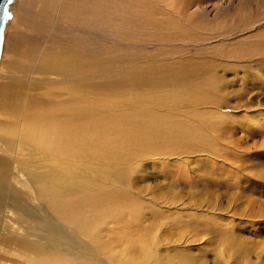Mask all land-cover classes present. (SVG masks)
<instances>
[{"label": "rangeland", "instance_id": "1", "mask_svg": "<svg viewBox=\"0 0 264 264\" xmlns=\"http://www.w3.org/2000/svg\"><path fill=\"white\" fill-rule=\"evenodd\" d=\"M39 1L18 0L5 34L0 65V168L6 166L12 173V188L18 189L22 199L16 204L17 209H11V217L7 219L12 223L10 230L18 240L27 238L44 244L39 230L46 228L36 227L34 222L25 224L26 216L23 210L19 212L20 207L25 206L26 194L32 206L52 218L47 211L49 208L37 199L32 200V194L24 186L25 169L30 165L28 161L23 162L26 158L20 151L17 153L22 167L16 171L13 151L9 149L20 131L35 132L47 119V110H63L59 117L61 123L76 119L80 124L90 120L97 126L98 123L104 125L113 114L122 113L121 118L114 117L115 124H122L130 121V110H168L176 96L165 90L150 94L151 100L159 103L154 109L134 105L136 92H125L128 102L122 104V96L108 94L101 87L88 85L82 91L76 87V94L66 88L58 89L52 81L39 75L41 63L48 49L57 52L71 49L50 41L54 37L66 38V35L52 34L48 27L46 32V28L41 29L42 21L29 10L34 4L39 5ZM141 2L137 0L133 5ZM153 6L158 8L154 14L160 9L176 14L185 12L183 23H186L188 39L164 47L165 56H157L154 52H160L151 50V58L145 65L150 67L167 58L174 59L176 67L184 68V63L201 61L202 70L212 69V77L208 79L213 86L211 98L202 94L193 102L186 98L180 109L168 112L182 121L179 125L190 126V134L176 136L177 141L173 142L170 132L161 126L157 142L151 143L153 154L132 163L133 175H127V187L120 190L109 184L100 191L97 181L101 179L90 168L100 163L86 162L82 152L76 159L55 155L54 169L65 163L62 172L73 176L76 184H82L84 189L91 188L94 196L107 195L105 199L109 200L115 195L128 196L126 205L128 209L137 208L138 223L130 222L128 228H122L121 223L131 220L127 209L122 216L117 214V222H112L107 221L104 208L103 213L98 212L97 217L95 214L92 218L96 226L94 238L89 232H78L70 225L57 222L73 241L54 243V246L74 257L79 250L77 256L95 253L105 256L107 261L106 256L112 255L117 264L120 246L127 238V252L133 253L132 257L142 250L144 239L147 246L159 249L164 259L170 258V264H264V0H161L158 7ZM130 8L133 10V6ZM162 17L158 14L156 18ZM137 50L138 47L130 46L120 54L127 56ZM117 71L120 69L114 70ZM94 101L101 102L99 109ZM57 113L50 114V118L55 119ZM53 125L51 123L50 127ZM78 129L76 136L83 128ZM98 130L99 126L98 129L95 126L93 135ZM47 143L53 145L51 140ZM37 149L44 152V148ZM45 149L50 154L49 149ZM4 229L2 233L6 234L7 227ZM227 240L238 251L233 252L234 247L227 249ZM97 246L105 250L100 251ZM0 251L4 255L9 252L11 264H37L34 263L35 250H21L17 242L13 241L10 247L0 244ZM89 255H86L87 264ZM54 258L49 254L40 264H54Z\"/></svg>", "mask_w": 264, "mask_h": 264}, {"label": "bare ground", "instance_id": "2", "mask_svg": "<svg viewBox=\"0 0 264 264\" xmlns=\"http://www.w3.org/2000/svg\"><path fill=\"white\" fill-rule=\"evenodd\" d=\"M17 1L10 5L11 14ZM139 1L142 2L138 6H142V8L133 5L137 0H82L81 2L77 0H40L39 5L35 6L34 4L29 7L30 12L34 11L33 13L42 21L43 24L40 25L41 29L46 28L44 32L48 27L52 34L66 35V38H52L50 40L52 43L57 42L70 46L71 50L65 52L48 49L41 63L39 75L52 81L58 89L66 88L76 94V87L79 91L89 86L101 87L108 94L122 96L120 100L122 104L128 102V95L125 92H136L133 100L134 105L139 108L149 106L154 109L159 107V103L151 100L150 94L165 90L170 93L174 92L176 96L168 106V110H130V121L122 124H115L114 117L121 118L123 116L122 113H115L114 117L108 118L104 125L98 123L99 130L95 135H93V131L95 126L97 129L98 126L90 120L80 124L76 122V119L68 123L64 120L62 123L67 126L63 125L59 121L63 110H47V119L36 128L35 132L20 131L19 134L17 133L16 142L9 149L13 151L16 171L17 168L21 169L22 167L20 165L22 163L18 161L20 159L17 151H20L26 158L23 162L28 161L30 165L29 169L24 168L27 175L24 177V186L32 194V200L37 199L49 208L43 209H48L52 218L32 206L25 194V206L20 207L19 212L23 210L24 216H26L25 224L29 225L34 222L37 224L36 227L42 225L46 228L44 231L39 230L43 233L40 239L45 245L38 239H35L39 241L37 243L26 237V239L18 240V236L13 230H10L12 223L7 219L11 217V209H17L16 204L21 198L18 196V189L12 188V173L4 166L0 168V244L10 247L14 241L17 242L21 250L26 248L35 250L34 254L37 257L35 256L34 263L40 264L41 260L50 254L55 257L54 264H87L85 260L87 259L86 255L89 254L77 256L81 250L76 252V257L63 253L59 249L56 250L54 243L69 244L70 241H73V238H68L61 230L57 222L70 225L78 232L87 234L89 232L92 238L96 235V226L92 218L95 214L97 217L98 212L105 211L104 208L107 209V221L112 222H117V214L122 216L125 214L124 210L127 209L126 213L131 215L129 217L131 220L128 219L125 223H121L122 228H128L130 222L138 223V218L135 216L137 208L128 209L126 205L128 196L115 195L111 200L105 199L108 196H102L103 194H100L99 197L98 195L94 196L91 194L93 191L91 188L84 189L82 184H76V179L73 176L69 177L62 172V169H65V163L54 169L53 158H56L55 155L76 159V155H80L82 152L81 156L86 162L95 161L93 165H96L97 162L100 163L96 167L90 166L101 179V181H97L100 191H103V186L109 184L120 187V190L121 187H127V175H133L134 164L132 165V163L136 160L146 159L144 157L153 154L150 148L151 143L157 142L158 133L162 127L170 132L171 139L180 135L184 137L185 133L190 134V126L179 125L182 121L171 117L168 112L180 109L183 99L186 98L190 99V102L196 100L199 94L211 98L213 86L208 82V79L212 77V69L202 70L201 66L204 63L201 61L193 60V62L184 63L186 65L184 68L176 67L174 59L167 58L150 67L145 65L146 60L151 58L149 57L151 50L159 51L160 53L154 52L157 56H162V54L165 56L166 49L164 47H172V43H184L188 39L187 33H185L187 31L186 23H183L186 13H169L160 9V12L154 14L158 8L153 5L157 6L161 0ZM130 6H133V10ZM158 14L163 17L156 18ZM130 46L138 47L135 54L127 56L120 54ZM151 46H153L152 49H150ZM113 50L116 51L112 55L108 54ZM145 50H149V52ZM32 53H35L34 50ZM126 65H130V68H127ZM116 69H120V71L114 72ZM144 94L147 95L144 96ZM100 103L99 101L93 102L97 105V109H99ZM50 112L53 114L58 112L55 119L50 118V114H52ZM182 120L187 122L185 118ZM51 123L54 124L52 127H50ZM113 124L114 126L111 128L110 126ZM21 126H23L22 123ZM122 126L125 127L120 130ZM54 127H57L58 130ZM78 128L83 129L82 133L76 136ZM111 129L114 130L113 133H110ZM115 129L118 132H115ZM49 140H51L52 146L47 143ZM174 140L177 141L175 138L172 141L174 142ZM37 148H44V152ZM45 148L49 149L50 154ZM120 148H124V150L122 149V153L119 154ZM118 226L120 227V225ZM6 227L7 233H2ZM27 234L30 236L32 233L29 231ZM140 237L138 236V238ZM138 238L136 239L138 240ZM128 242L127 238L126 242L120 246V261L117 264H170V258L164 259L159 254V249L155 250L153 247L147 246L144 239L141 241L142 250L132 257L133 253L127 252ZM97 247L100 251L105 250L100 246ZM230 247L235 248V250L233 248V252L238 251L235 245L227 240L226 248ZM6 254H0V264L13 263L11 256H8L9 252ZM111 256H106L107 261L104 260L105 256H97L93 253L88 262L89 264H115V259Z\"/></svg>", "mask_w": 264, "mask_h": 264}, {"label": "water", "instance_id": "3", "mask_svg": "<svg viewBox=\"0 0 264 264\" xmlns=\"http://www.w3.org/2000/svg\"><path fill=\"white\" fill-rule=\"evenodd\" d=\"M16 0H0V61L2 58L5 29L9 22V16H11L10 5Z\"/></svg>", "mask_w": 264, "mask_h": 264}, {"label": "snow or ice", "instance_id": "4", "mask_svg": "<svg viewBox=\"0 0 264 264\" xmlns=\"http://www.w3.org/2000/svg\"><path fill=\"white\" fill-rule=\"evenodd\" d=\"M9 19H11V16H9Z\"/></svg>", "mask_w": 264, "mask_h": 264}]
</instances>
